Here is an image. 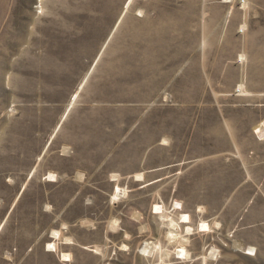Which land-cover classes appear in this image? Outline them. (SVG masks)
<instances>
[{
  "label": "rangeland",
  "instance_id": "rangeland-1",
  "mask_svg": "<svg viewBox=\"0 0 264 264\" xmlns=\"http://www.w3.org/2000/svg\"><path fill=\"white\" fill-rule=\"evenodd\" d=\"M0 264H264V0H0Z\"/></svg>",
  "mask_w": 264,
  "mask_h": 264
},
{
  "label": "bare ground",
  "instance_id": "bare-ground-1",
  "mask_svg": "<svg viewBox=\"0 0 264 264\" xmlns=\"http://www.w3.org/2000/svg\"><path fill=\"white\" fill-rule=\"evenodd\" d=\"M173 225H174V224H173ZM175 225H176V224H175ZM175 225H174V226H175ZM172 228H173V227H172ZM146 247H147V249H150L148 245H146ZM150 247H151V246H150Z\"/></svg>",
  "mask_w": 264,
  "mask_h": 264
}]
</instances>
